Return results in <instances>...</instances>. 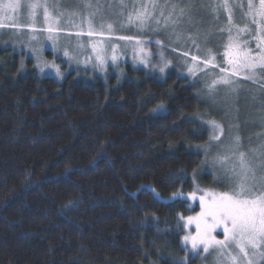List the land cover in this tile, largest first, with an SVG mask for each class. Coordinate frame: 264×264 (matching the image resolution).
I'll return each mask as SVG.
<instances>
[{
	"label": "trees",
	"instance_id": "16d2710c",
	"mask_svg": "<svg viewBox=\"0 0 264 264\" xmlns=\"http://www.w3.org/2000/svg\"><path fill=\"white\" fill-rule=\"evenodd\" d=\"M21 68L20 55L0 53V264L183 257L176 226L196 209L187 194L211 180L196 183L209 139L190 119L204 110L198 90L144 72L59 82Z\"/></svg>",
	"mask_w": 264,
	"mask_h": 264
},
{
	"label": "snow or ice",
	"instance_id": "6c2138e0",
	"mask_svg": "<svg viewBox=\"0 0 264 264\" xmlns=\"http://www.w3.org/2000/svg\"><path fill=\"white\" fill-rule=\"evenodd\" d=\"M82 4L87 13L82 19L86 27L78 30L75 35L98 38L99 43L93 41L90 47L95 53L97 66L101 69L107 55L102 42L113 39L115 31L126 28L135 30L137 35H119L115 39L133 43V53L141 54L139 62L147 65L149 61L146 56L150 53L143 47L146 41L141 40L140 35L163 29L170 41L173 35L179 41L182 32L176 29L185 18L191 23L194 13L207 10L212 20L217 22L221 40L215 51L212 48L203 50V59L200 56H191L192 63L188 65L187 71L193 76L204 72L208 78L205 82L206 94L214 106L217 98L224 101L225 118L233 111L238 114L234 105L242 90H255L264 96V0H82ZM19 6L18 0H9L3 5V16L8 23L0 22V28L15 30L21 27L9 15ZM28 7L31 9L29 17L33 22L36 10H42L46 25L44 31L55 44V37L61 31L60 18L64 16L58 3L51 4L55 14L50 11L48 0H36ZM236 11L239 12L238 21L234 20ZM221 15L225 19L222 26L219 25ZM106 17L110 18L105 19ZM97 18L98 27L94 24ZM28 27L33 33L37 31L31 23ZM189 39L199 51L196 40L191 37ZM155 43L161 44L160 41ZM117 47L118 45H109L113 62L117 59ZM83 48L84 45L77 42L74 52L79 53ZM62 54L69 60L79 62L78 56L71 55L67 48ZM158 55L161 56L162 65L159 66V71L164 73L171 61L165 59L162 53ZM184 55L188 56V52ZM51 67L59 74L58 65L53 64ZM209 68L213 70L211 75L207 71ZM241 81L249 82L255 89L245 88ZM158 107L162 109L163 105ZM190 119L199 123L209 137L206 144L198 146L203 149L202 154L205 156L202 167L218 170L220 175L214 176V179L226 190L215 192L197 186L196 190L189 193L192 201L199 200L201 211L196 216L179 217V220L184 221L177 224L179 229L195 224V234H185L184 244H190L193 253L202 251L206 254L205 258L213 257L215 264H264V144L257 148L249 146L244 150L238 132L239 124L236 122L238 115L229 123L227 142L222 139L225 137V127L221 121L213 118L202 120L198 116ZM259 119L264 124V113ZM233 129L237 131L233 133ZM212 149H215L214 155ZM147 191L152 193L155 202L164 200L151 186H147ZM183 196L182 192L172 194L173 198ZM70 203L76 206L74 202ZM148 206L145 204L142 207ZM146 220L155 223L158 218L154 214L150 217L146 214ZM217 229L222 230L223 239L214 235ZM186 261V257L173 259L172 264H186Z\"/></svg>",
	"mask_w": 264,
	"mask_h": 264
},
{
	"label": "rangeland",
	"instance_id": "374dc122",
	"mask_svg": "<svg viewBox=\"0 0 264 264\" xmlns=\"http://www.w3.org/2000/svg\"><path fill=\"white\" fill-rule=\"evenodd\" d=\"M9 0H0V22L8 23L3 16V5L8 3ZM36 2V0H18L19 8L14 13H9L20 24V28H0V53L20 55L22 72L28 74L30 70L35 72L42 78L51 77L59 82H64L69 77L75 76V78L84 82H96L97 80H118L120 83L127 79H131L137 72H144L148 77L157 78V80L164 81L168 78L176 77L183 78L190 81V83L198 90V94L203 98L204 110L197 115L202 120H208L209 118L221 121L225 127V139L228 137L229 123L232 118L238 115L239 124L238 132L241 136V141L244 150H247L249 146L257 148L259 145L264 144V124L260 122L259 117L264 113V96L258 91H241L240 96L235 102L234 108L238 109V114L233 111L228 118L224 117L223 108L224 101L217 98L216 106L213 105L210 97L206 94L205 82L208 79L205 77L204 72H199L196 76L191 75L188 71V65L192 63L191 56H200L203 59L204 49L212 48L214 51L216 45L220 43L221 37L218 33L217 22L212 20L207 10L194 13L191 23L187 21V18L176 29L182 32L181 39L176 40L173 35L171 41L167 38L163 29L160 31H147L140 35V39L146 41L143 47L146 49L148 64L140 63L139 53L134 54L133 49L135 45L131 42L121 41L115 39V36L119 35H137L134 29L126 28L124 30H117L113 33V39H105L102 44L107 50L105 58V64L103 69L97 66L95 59V53L92 51L90 44L93 41L99 43L98 38H89L86 35L77 37L75 33L86 25L82 23L83 17L87 14L83 9L82 0H48L50 5V11L55 14V11L51 8V4L56 2L59 5V10L64 12V16L60 18L59 27L60 33L55 37V44L53 40L48 38V33L44 31L46 25L43 22L42 10H36V16L34 22L30 19L29 13L31 9L29 4ZM114 2V0H113ZM199 2V0H197ZM79 13V14H74ZM106 17L105 19H109ZM239 12L236 11L234 20L238 21ZM31 23L32 27L36 28V32H32L28 24ZM225 23L224 16L221 15L219 25ZM94 24L98 27V18L94 21ZM79 26V27H78ZM243 26V25H241ZM115 27V25H114ZM171 31V29H169ZM35 37V38H34ZM195 39L199 45V51L194 47L189 39ZM155 41H160L158 45ZM77 42L84 45L83 50L79 53L74 52V46ZM118 45L116 49L117 59L115 62L111 60V52L109 45ZM67 48L71 55H77L78 61L69 60L63 56V50ZM188 52V56L184 53ZM158 53H162L163 57L171 63L168 65L164 73H160L159 66L161 56ZM219 58V57H218ZM59 66V74L51 65ZM43 68V71H41ZM211 75L213 70L207 69ZM245 88L255 89L254 85L249 82L241 81ZM255 97V99H253ZM237 129H233L235 133ZM227 142V140H226ZM213 155L215 149L211 150ZM210 159V157H209ZM206 175L211 176V180L205 181L207 187H199L201 189H208L215 192L225 191L226 189L216 183L214 176L220 175L218 170H209L202 168L201 173L197 176L196 183H202L207 180ZM193 190V191H194ZM199 196L200 193L198 192ZM187 199L190 202V207L196 206L195 212L190 216H196L201 211L199 200L192 201L189 194ZM184 223V221H182ZM183 236L191 233L195 234V224H192L183 229ZM214 235L218 239H223L222 230L217 229ZM183 257L179 259L187 258L186 264H215L213 257H206L202 251L193 253L191 251V245H185L182 238Z\"/></svg>",
	"mask_w": 264,
	"mask_h": 264
}]
</instances>
